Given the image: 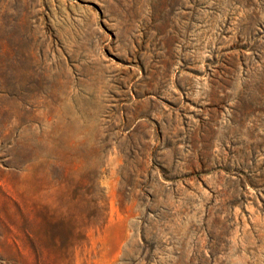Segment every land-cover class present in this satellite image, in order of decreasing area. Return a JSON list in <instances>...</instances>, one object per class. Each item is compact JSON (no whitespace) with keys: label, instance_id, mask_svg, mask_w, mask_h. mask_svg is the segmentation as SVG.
Instances as JSON below:
<instances>
[{"label":"rangeland","instance_id":"rangeland-1","mask_svg":"<svg viewBox=\"0 0 264 264\" xmlns=\"http://www.w3.org/2000/svg\"><path fill=\"white\" fill-rule=\"evenodd\" d=\"M0 264H264V0H0Z\"/></svg>","mask_w":264,"mask_h":264}]
</instances>
